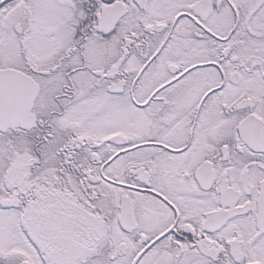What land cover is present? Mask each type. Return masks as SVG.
Returning a JSON list of instances; mask_svg holds the SVG:
<instances>
[{
    "label": "snow or ice",
    "instance_id": "1",
    "mask_svg": "<svg viewBox=\"0 0 264 264\" xmlns=\"http://www.w3.org/2000/svg\"><path fill=\"white\" fill-rule=\"evenodd\" d=\"M0 264H264V0H0Z\"/></svg>",
    "mask_w": 264,
    "mask_h": 264
}]
</instances>
